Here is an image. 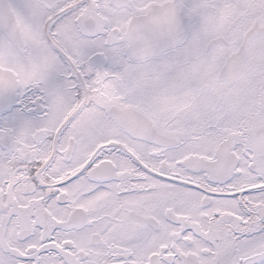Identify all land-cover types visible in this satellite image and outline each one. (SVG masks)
I'll use <instances>...</instances> for the list:
<instances>
[{"label":"snow or ice","instance_id":"1","mask_svg":"<svg viewBox=\"0 0 264 264\" xmlns=\"http://www.w3.org/2000/svg\"><path fill=\"white\" fill-rule=\"evenodd\" d=\"M0 264H264V0H0Z\"/></svg>","mask_w":264,"mask_h":264}]
</instances>
